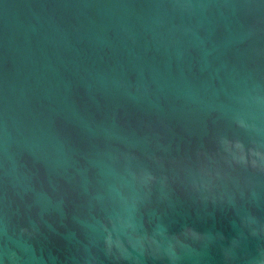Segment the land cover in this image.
<instances>
[{
  "label": "water",
  "instance_id": "95a60500",
  "mask_svg": "<svg viewBox=\"0 0 264 264\" xmlns=\"http://www.w3.org/2000/svg\"><path fill=\"white\" fill-rule=\"evenodd\" d=\"M0 264H264V0H0Z\"/></svg>",
  "mask_w": 264,
  "mask_h": 264
}]
</instances>
